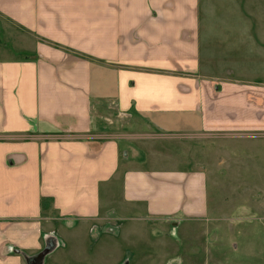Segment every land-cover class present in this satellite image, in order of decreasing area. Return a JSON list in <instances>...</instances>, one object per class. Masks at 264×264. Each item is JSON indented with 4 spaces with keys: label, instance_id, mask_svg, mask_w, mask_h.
Returning <instances> with one entry per match:
<instances>
[{
    "label": "crops",
    "instance_id": "1",
    "mask_svg": "<svg viewBox=\"0 0 264 264\" xmlns=\"http://www.w3.org/2000/svg\"><path fill=\"white\" fill-rule=\"evenodd\" d=\"M236 140L264 166V0H0V264H43L61 226L113 213L208 219L207 181H246Z\"/></svg>",
    "mask_w": 264,
    "mask_h": 264
},
{
    "label": "rangeland",
    "instance_id": "2",
    "mask_svg": "<svg viewBox=\"0 0 264 264\" xmlns=\"http://www.w3.org/2000/svg\"><path fill=\"white\" fill-rule=\"evenodd\" d=\"M112 112H101L106 115V119L102 120L108 132H115L113 128L116 125L125 124L116 119ZM145 131L148 130L124 129V132ZM141 142L123 141L120 145L124 148L128 143L133 145ZM260 142H230L235 144V152L240 154L238 157L245 164H239L238 171L243 177L237 178L246 181H226L229 178L226 172H221V178L226 175L225 180L218 182H212L209 176L208 219L179 221L174 227L168 222L128 219L124 216L126 214L120 211V214L111 215L114 218L111 217L107 225L99 224L91 230L86 224L74 226L70 230L61 226L57 240L53 239L45 246L43 264H233V259L236 264H245L244 259H247L248 254L250 259L253 257L250 264H254L255 255H259V260L264 253V229L262 223L256 219L260 215V212L256 211L259 210L256 196L259 195L258 189L264 187V174H261L264 166L260 167L259 156L252 160L247 159L245 155L257 152ZM153 143L170 145L164 154L171 156V159L166 160L165 165L176 168L184 166L178 160L183 157V154H180L183 149L179 141ZM189 143L193 145L195 142ZM208 143L210 142L205 141L204 145ZM220 169L225 170L226 166ZM243 185L248 191L245 198L234 194L237 189L239 192L236 194L242 193ZM227 196L231 198L230 203H227ZM223 200L226 202L221 204ZM244 201H249L253 211L247 205H241ZM232 204L237 205L235 211ZM253 227L255 230L251 233L250 228ZM49 252L51 254L47 255Z\"/></svg>",
    "mask_w": 264,
    "mask_h": 264
}]
</instances>
